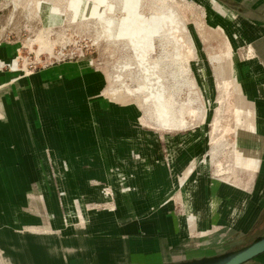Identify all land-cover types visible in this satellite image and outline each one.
Segmentation results:
<instances>
[{"label":"crops","instance_id":"crops-1","mask_svg":"<svg viewBox=\"0 0 264 264\" xmlns=\"http://www.w3.org/2000/svg\"><path fill=\"white\" fill-rule=\"evenodd\" d=\"M219 1L246 30L239 31L248 46L245 91L252 99L263 94L261 102L249 101L257 129L247 137L258 140L256 148L241 142L258 159L252 180L248 163L243 179L233 167L225 178L196 167L201 175L191 181V161L207 154L206 126L179 136V147L166 156L162 143L154 149V134L140 126L137 110L107 96L103 75L87 64L29 74L0 68V264H169L264 234V0ZM6 50L0 47V58L9 62L14 57ZM121 182L138 190L118 192ZM194 182V211L209 208L194 218L199 223L191 232L171 207ZM112 187L113 202L106 196ZM105 202L110 209L101 208ZM234 205L243 209L231 218ZM245 264H264V252Z\"/></svg>","mask_w":264,"mask_h":264},{"label":"rangeland","instance_id":"rangeland-1","mask_svg":"<svg viewBox=\"0 0 264 264\" xmlns=\"http://www.w3.org/2000/svg\"><path fill=\"white\" fill-rule=\"evenodd\" d=\"M0 6L4 7L0 47L14 57L9 62L0 58V68L29 74L63 63L87 64L103 75L107 96L137 110L140 126L154 134V149L162 143L166 156L179 147V136L206 126L208 144L202 147L207 154L191 161V181L201 175L196 167L205 174L210 169L213 178H225L231 167L235 174H243L248 163L252 180L258 159L245 148L254 150L258 140L247 137L248 130L257 129L249 101L259 103L263 94L252 99L245 91L250 84L243 77L248 69L242 58L248 51L239 31L246 30L242 19L227 17L226 6L219 0H0ZM261 79V75L253 77L256 88ZM257 112L260 118L263 109ZM122 183L118 192L138 190ZM198 184L178 191L171 207L183 216L182 227L191 232L199 223L194 218L209 208L193 209L192 194ZM58 191L60 196L62 189ZM106 194L112 202L117 196L113 187ZM110 203L101 208L110 209ZM242 209L234 205L231 218ZM252 239L244 238L230 249Z\"/></svg>","mask_w":264,"mask_h":264},{"label":"water","instance_id":"water-1","mask_svg":"<svg viewBox=\"0 0 264 264\" xmlns=\"http://www.w3.org/2000/svg\"><path fill=\"white\" fill-rule=\"evenodd\" d=\"M264 252V234L248 244L212 255H202L169 264H245Z\"/></svg>","mask_w":264,"mask_h":264},{"label":"bare ground","instance_id":"bare-ground-1","mask_svg":"<svg viewBox=\"0 0 264 264\" xmlns=\"http://www.w3.org/2000/svg\"><path fill=\"white\" fill-rule=\"evenodd\" d=\"M158 19H159V18H158ZM158 21H159V20H158ZM15 66H16V65H15ZM15 68H16V67H15ZM159 71H161V70H159ZM162 71H163V70H162ZM172 74H173V73H172ZM166 104H167V103H166ZM169 106H170V105H169ZM172 111H174V110H172ZM181 111H182V110H181ZM175 112H176V111H175ZM175 112H174V113H175ZM182 113H183V112H182ZM171 116H172V115H171ZM173 121H174V120H173ZM212 160H213V159H212Z\"/></svg>","mask_w":264,"mask_h":264}]
</instances>
